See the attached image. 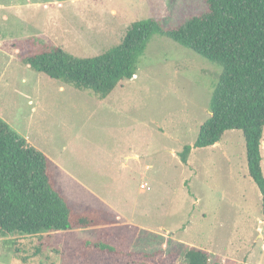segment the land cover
<instances>
[{
	"label": "rangeland",
	"instance_id": "obj_1",
	"mask_svg": "<svg viewBox=\"0 0 264 264\" xmlns=\"http://www.w3.org/2000/svg\"><path fill=\"white\" fill-rule=\"evenodd\" d=\"M206 9L205 0H0V117L51 158L58 186L78 210L105 207L138 225L134 251L161 249L160 264H182L194 246L215 264H264L262 195L242 130L193 148L186 164L179 155L211 116L218 64L154 34L137 74L101 99L27 61L53 46L98 55L120 44L136 20L155 18L168 29ZM97 231L69 236L94 238ZM42 239L0 237V264H60L48 246L37 252Z\"/></svg>",
	"mask_w": 264,
	"mask_h": 264
},
{
	"label": "trees",
	"instance_id": "obj_2",
	"mask_svg": "<svg viewBox=\"0 0 264 264\" xmlns=\"http://www.w3.org/2000/svg\"><path fill=\"white\" fill-rule=\"evenodd\" d=\"M207 9L178 26L166 28L155 18L132 22L120 44L94 56L79 57L53 46L28 57L36 71L91 89L105 99L137 74L140 56L154 34L167 35L193 49L222 71L210 101L211 116L201 125L194 145L179 152L183 163L193 148L213 146L227 130H242L250 176L262 195L264 220V0H205ZM51 158L0 117V237L40 236L60 256V264H104L106 256L127 257L130 264H160L161 249L136 252L140 228L123 222L109 208L78 210L58 186ZM94 228V238H71ZM73 240L78 246L70 251ZM169 264H172L169 262ZM182 264H215L210 253L191 246Z\"/></svg>",
	"mask_w": 264,
	"mask_h": 264
},
{
	"label": "crops",
	"instance_id": "obj_3",
	"mask_svg": "<svg viewBox=\"0 0 264 264\" xmlns=\"http://www.w3.org/2000/svg\"><path fill=\"white\" fill-rule=\"evenodd\" d=\"M113 30H114V29H111V28H110V30H109V31H113ZM142 186H143V185H142Z\"/></svg>",
	"mask_w": 264,
	"mask_h": 264
}]
</instances>
